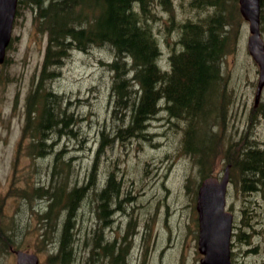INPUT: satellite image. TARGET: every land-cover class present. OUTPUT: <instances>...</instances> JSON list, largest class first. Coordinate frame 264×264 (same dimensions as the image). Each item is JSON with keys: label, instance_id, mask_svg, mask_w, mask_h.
<instances>
[{"label": "rangeland", "instance_id": "rangeland-1", "mask_svg": "<svg viewBox=\"0 0 264 264\" xmlns=\"http://www.w3.org/2000/svg\"><path fill=\"white\" fill-rule=\"evenodd\" d=\"M187 1L175 0L171 13L154 4V31L162 65L177 39L173 31L175 22L188 16L204 15L202 11L189 8ZM34 16L35 12L29 7L18 9L11 42L0 66V217L7 232L10 228L14 232L11 248L0 249V264H15L18 250L36 254L38 264H49L47 259L55 251L57 232L51 240L53 231L40 241L36 217L48 202L44 198L34 201L28 195L23 200V196L26 192L30 194V186L35 189L49 186L50 169L56 157L58 174L54 185L61 188L64 184L67 189L73 185L84 186L91 175L95 153L101 146L104 151L97 160L99 179H103L109 164L116 163L132 196L131 203H121L123 211L113 216L114 224L105 228L102 235L111 239L127 227L133 230L128 264H199L194 189L200 178L197 167L181 151L179 129L182 123L176 124L162 114L149 123L153 134L150 142L134 138L129 142H116L110 148L100 133L101 129L106 135L110 132L105 128L110 126L112 108L109 98L111 73L105 66V62L113 58L110 50L98 47L73 50L54 68L47 87L59 95L60 104L66 101L61 107L67 108L72 117L65 126L57 123L59 131L45 133L44 143L50 148L48 155L37 161L31 155L33 147L29 136L26 133L22 137L20 131L22 126L27 131L38 126V118L26 122V107L28 96L35 90L47 42V34L38 27ZM260 33L264 42L261 27ZM234 34L233 49L222 65L229 104L228 119L221 130L226 143L237 140L246 131L253 115L247 138L262 147L264 117L257 114L264 103V88L254 103L258 71L247 52L248 24L242 18L233 25L230 35ZM223 162L221 160L217 167L216 177L223 174ZM94 206L93 197L86 196L77 210L75 261L72 264H82L88 257L90 232L96 225ZM226 207L234 215L232 264H264V185L242 194L230 183ZM131 217L132 222L128 223Z\"/></svg>", "mask_w": 264, "mask_h": 264}, {"label": "trees", "instance_id": "trees-1", "mask_svg": "<svg viewBox=\"0 0 264 264\" xmlns=\"http://www.w3.org/2000/svg\"><path fill=\"white\" fill-rule=\"evenodd\" d=\"M237 1L188 0L189 8L202 11L204 15L188 16L175 22L173 31L177 39L162 65L153 9L156 4L171 13L175 0H18V9L31 8L38 27L47 34L40 74L26 107V122L38 118V126L33 131L24 129V134L35 138L30 139L33 151L37 146L40 157L49 153L44 134L59 131L57 123L65 126L72 117L67 108L61 107L66 101L60 104L59 95L47 87L50 75L73 50L106 48L113 55L111 61L105 62L111 73L109 98L112 108L110 126L105 127L110 132L106 135L101 129L100 133L109 148L116 142H129L134 138L150 142L153 134L149 123L164 114L176 124L182 123L179 129L181 151L197 167L199 182L215 176L223 160L224 167L229 165L230 183L236 190L246 194L261 189L264 185V146L247 138L253 115L246 131L237 140L226 143L221 130L228 119L229 104L222 65L234 46L235 34L230 35L231 29L241 19ZM259 6L260 27L264 29V0H259ZM260 108L259 114H255L264 117V103ZM37 135L39 144L35 145ZM103 151L102 146L97 149L91 175L84 186L73 185L67 189L64 184L61 188L54 185L58 174L56 157L50 169L49 186L32 187L30 194H24L33 200L44 198L48 202L36 217L40 241L53 231L51 240L57 232L55 251L47 259L49 264L75 261L77 210L86 196L95 201L96 225L90 232L88 257L82 264H128L133 230L127 227L111 239L102 235L105 228L114 224L113 216L123 211L121 203L132 201L131 190L122 173L119 174L116 163L109 164L103 179H99L97 160ZM189 184L190 181L187 188ZM242 213L245 214V210ZM9 233L4 235L0 231L7 243L3 248L12 244V228Z\"/></svg>", "mask_w": 264, "mask_h": 264}, {"label": "water", "instance_id": "water-1", "mask_svg": "<svg viewBox=\"0 0 264 264\" xmlns=\"http://www.w3.org/2000/svg\"><path fill=\"white\" fill-rule=\"evenodd\" d=\"M18 0H0V64L11 38ZM239 13L248 23L247 52L257 65L258 80L254 95L256 103L264 87V43L260 36L259 0H238ZM229 182L228 166L220 179L209 176L201 180L195 199L197 213V250L199 264H232L230 244L233 214L226 210ZM16 264H38L35 254L16 252Z\"/></svg>", "mask_w": 264, "mask_h": 264}, {"label": "flooded vegetation", "instance_id": "flooded-vegetation-1", "mask_svg": "<svg viewBox=\"0 0 264 264\" xmlns=\"http://www.w3.org/2000/svg\"><path fill=\"white\" fill-rule=\"evenodd\" d=\"M24 129H25V126H22L21 131H20V134H21L22 137H23V134H24ZM28 132H29V131H28ZM25 134H26V133H25ZM27 135L29 136V141H30V139H31V140L34 139V138H31V137H30V134H29V133H27ZM44 135H45V134H44ZM44 141H45V140H44ZM34 143H35V145L39 144V136H38V135H37L36 140L34 141ZM31 155L33 156V158L35 159V161L39 160V158H40V154L38 153L37 146L35 147V150L33 151V154H31ZM34 180H35V179H34ZM0 226H1V220H0ZM0 243H1V244H4V243H6V240L0 238ZM15 264H16V262H15Z\"/></svg>", "mask_w": 264, "mask_h": 264}, {"label": "bare ground", "instance_id": "bare-ground-1", "mask_svg": "<svg viewBox=\"0 0 264 264\" xmlns=\"http://www.w3.org/2000/svg\"><path fill=\"white\" fill-rule=\"evenodd\" d=\"M35 139V138H34Z\"/></svg>", "mask_w": 264, "mask_h": 264}]
</instances>
